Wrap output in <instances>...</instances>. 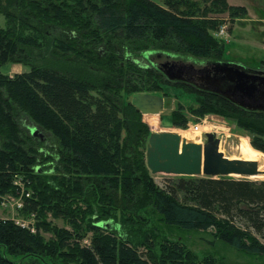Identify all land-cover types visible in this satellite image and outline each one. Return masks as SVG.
I'll return each instance as SVG.
<instances>
[{"label": "trees", "instance_id": "16d2710c", "mask_svg": "<svg viewBox=\"0 0 264 264\" xmlns=\"http://www.w3.org/2000/svg\"><path fill=\"white\" fill-rule=\"evenodd\" d=\"M0 1L4 19L0 67L19 64L28 68L11 77L0 72V195H16L18 190L11 183L14 176L20 178L32 193L23 198V211H34L37 219L33 233L0 220V264L57 260L61 264H223L212 256L197 260L178 243L160 246V260L154 263L147 242L133 246L123 230L93 223L110 218L116 194L135 210L149 206L164 225L182 231L212 230L209 235L214 241L264 262V180L171 176L161 188L155 186L144 157L143 142L150 132L139 123L135 108L123 103L122 92L135 93L141 85L153 89L152 79L162 76L154 68L121 62L118 52L106 55L101 63L87 49L95 47L104 34L109 48L112 41L117 45L127 42L136 53L154 51L177 59L188 55L218 62L223 44L208 29L223 20L205 17L226 13L232 23L246 15L243 7L229 6L225 0ZM54 25L62 37H53L46 46L45 32ZM43 47L53 57L72 55L104 65L106 79L113 85L101 78L95 86L76 74L33 65L28 54ZM122 50L130 51L124 46ZM196 92L203 97L197 100L193 114L229 117L255 134L249 144L264 154L263 112L247 111L207 92ZM19 114L49 133L55 144L46 146L38 134V139L24 134L16 119ZM171 122L179 129L186 125L176 113ZM122 132L131 137L132 147L121 140ZM242 144L241 153L250 157ZM253 149L251 161L257 164L259 153ZM47 213L65 218L72 229L50 227L42 219ZM83 225L92 231L87 245L82 243ZM39 228L52 232L54 239L45 241L37 233Z\"/></svg>", "mask_w": 264, "mask_h": 264}, {"label": "rangeland", "instance_id": "374dc122", "mask_svg": "<svg viewBox=\"0 0 264 264\" xmlns=\"http://www.w3.org/2000/svg\"><path fill=\"white\" fill-rule=\"evenodd\" d=\"M156 3L158 4V2ZM228 3L234 6H243L246 9V15L238 21L236 19V21L233 20L232 23L228 20L229 17L226 13L207 14L205 17L207 19H215L217 21L223 20L221 24L217 23L214 29H208L209 33L223 44L222 57L218 62L239 63V65H242V67L248 70L264 71V50L261 49V46L264 45V11L262 10V7H264V0H228ZM12 11L15 12L14 9H12ZM3 22L4 19L0 16V26H3ZM222 26H225V29L222 31V34H219V30L221 29L220 27ZM45 33L46 46L49 41L53 39V37H62V32L60 29L55 27V25L49 26ZM100 36L101 41L96 43L95 47L89 46L87 48L90 51L92 50L93 53L95 52V56L100 60L99 62H104V57L106 55L118 52V59H120L121 62L124 63L125 60H130L139 66L154 68L158 74L162 76V79L160 80L152 79L155 88L150 89L146 85H141L139 86V91L135 92L156 95L163 99V109L161 112L156 114L138 112L139 123L145 125L149 132H173L186 142L203 144L204 135L200 136L199 134L191 131L192 126L199 124L200 130L203 134L211 133L218 139V151L222 153L224 158L250 160L248 153H241L242 143L246 145L250 152L253 148L250 146L249 140L250 138H253L255 134L237 126L234 120L229 117H222L212 113H205L201 117L193 114V110H195L198 106L197 100H200L203 96L196 92L198 90L188 86L187 84L175 82L174 80H167L162 73V70L159 68V64L164 62H176L183 64L184 66L193 65L194 67L209 65L215 62L211 63L208 60L193 58L188 55L178 57L179 59H177V57H174L176 55L172 57L169 54H159V52L154 51L136 53L131 50L132 47H129L127 42L120 43L126 50L127 47L128 50H130L128 52H124V50H122V46L120 44L117 45L118 42L116 43L115 41H112L114 42L112 48H109L106 43L107 38L104 39L105 35L100 34ZM77 38L82 42L86 41L79 37ZM28 61H30L33 65L53 67L64 73L70 72L76 74L81 78H85L90 84L95 86H97V83L100 84L101 78L108 83V85H113L109 83V79H106L108 78V71L104 65H95L91 62H85L84 60L75 58L72 55L53 57L50 54V51L45 50L44 47L40 51H32L28 54ZM11 65L6 64L0 67V72L7 74ZM27 70V67L20 65L19 73L26 72ZM19 73H10L7 75L11 77ZM129 78L134 80L133 76H129ZM134 83L138 84L139 82L134 81ZM122 94L123 103L126 104L130 102L131 95L134 93L125 94L122 92ZM173 113H176L178 118L185 119L186 125L184 129H179L173 126V123L171 122V115ZM16 119L24 134L34 135L36 139H38V134L46 142V146L55 144L49 133L33 127L30 123H28L23 114L17 115ZM130 138L131 137L125 132L121 133V140H124L125 142L127 141L129 147H132L133 143L131 141L128 142ZM143 145L146 146V142H143ZM258 153V173L256 175L249 176L248 180H264V154L260 152ZM150 176L152 177L155 186L160 188L164 185L166 179L171 177V175L162 173L154 175L150 174ZM11 185L13 186L12 183ZM26 191L27 195L26 197L25 195H22V199H19V194L14 195L11 193H5L0 195V220H9L12 223L13 221H23L26 225L30 224L33 228V232H35L36 229L34 226L37 222L35 217L36 213L34 211L28 213L23 211L22 203V206L19 209L16 207L19 202L23 201V198H29L31 196L32 193L28 190ZM115 198L116 202L113 207H111V214H108L110 218L94 220L93 223L98 222L100 226H107L108 228L114 227L117 231L123 230L126 240H128L133 246H136L141 242H147V245H150L151 247L150 255L152 256L154 263L160 260V246L164 244L178 243L181 244L185 250L197 260H201L206 256H212L218 260L220 259L223 264H264L262 260L246 257L228 246L223 245L218 241H214V239L209 235L212 230L204 232L178 230L160 222L157 215L151 212L149 206L143 209L135 210L132 208V204L122 201L119 194H116ZM89 202L91 203V201ZM92 207L95 208L94 205ZM82 209H84L83 205ZM43 216L44 217L42 219L49 223L50 227L66 230L72 229L65 218L61 216L53 217L49 213ZM113 218L114 220H112ZM239 228L243 230L242 227L239 226ZM81 230L84 234L82 243L87 245L88 238L92 235V231L84 225ZM37 233H39L45 241H51L54 239L52 232H44L41 228L38 229ZM137 248L140 251L144 250L142 246H137ZM13 258L19 259L21 262L27 261L26 259L12 257V259ZM46 263L61 264L58 260L55 262L46 261Z\"/></svg>", "mask_w": 264, "mask_h": 264}, {"label": "water", "instance_id": "95a60500", "mask_svg": "<svg viewBox=\"0 0 264 264\" xmlns=\"http://www.w3.org/2000/svg\"><path fill=\"white\" fill-rule=\"evenodd\" d=\"M159 68L167 80L184 76L201 91L221 96L229 103L247 110L264 112V71L248 70L237 63L215 62L198 69L196 80L186 74L193 65L164 62ZM139 113L156 114L163 109V99L156 95L134 93L128 103ZM218 139L204 134V143L186 142L173 132H150L145 146V166L149 174L162 173L187 177H236L248 179L258 173L250 160L226 159L218 151Z\"/></svg>", "mask_w": 264, "mask_h": 264}, {"label": "built area", "instance_id": "2783aa9c", "mask_svg": "<svg viewBox=\"0 0 264 264\" xmlns=\"http://www.w3.org/2000/svg\"><path fill=\"white\" fill-rule=\"evenodd\" d=\"M220 28L221 29L219 30L220 31L219 34L220 33L222 34V31L225 29V26H222ZM191 129H192L191 131L193 133H197L200 136L204 135L202 133V131L200 130V125L199 124H196V125L192 126ZM12 184H13L14 187L16 186V188L18 190V193L17 194H19L18 196H20L19 199H22V197H23L22 195H25V197H26V195H27L26 192L27 191L24 188V182L20 178L14 176V178L12 180ZM21 203L23 204V201H21V202H19V204H17V206H16L17 209H19L22 206ZM13 224L16 225V226H18V227L27 229L29 232L33 233V228H32V226H30V224H27L26 225V223H24L23 221H13Z\"/></svg>", "mask_w": 264, "mask_h": 264}, {"label": "flooded vegetation", "instance_id": "af4514ba", "mask_svg": "<svg viewBox=\"0 0 264 264\" xmlns=\"http://www.w3.org/2000/svg\"><path fill=\"white\" fill-rule=\"evenodd\" d=\"M193 67H194V66H193ZM201 67H202V66L194 67V69H189L188 71H186V74H189L188 76L191 77L190 79L196 80V78L198 77L197 71H198V69L201 68ZM180 77H181V79H180V80H177V81H175V82H180V83H183V84H187L188 86H191V87L195 88L196 90L201 91L200 89L196 88L197 86H194V85L191 84V83H186V82H184V81H186V80H185L186 78H185L184 76H180ZM202 92H204V91H202ZM216 97H217V98H221V99L227 101L226 99H224L223 97H221V96H219V95H217ZM227 102H228V101H227ZM233 105H234V104H233ZM260 106H261L262 108H264V105H263V104H260ZM263 113H264V112H263Z\"/></svg>", "mask_w": 264, "mask_h": 264}, {"label": "crops", "instance_id": "0c3cea01", "mask_svg": "<svg viewBox=\"0 0 264 264\" xmlns=\"http://www.w3.org/2000/svg\"><path fill=\"white\" fill-rule=\"evenodd\" d=\"M226 1V3L229 5V6H234V5H231V4H229L228 3V0H225ZM238 7H243V6H238ZM244 8V7H243ZM245 9V8H244ZM246 10V9H245ZM262 10L264 11V7H262ZM237 21L238 20H240V18H237L236 19ZM236 20H234V21H236ZM264 21V20H263ZM262 21V22H263ZM261 49L262 50H264V45H262L261 46ZM264 62V61H263ZM237 64H239V63H237ZM242 66V65H241ZM20 72V65H16V64H13V65H11L10 67H9V70H8V72H7V74H10V73H12V74H14V73H19ZM250 160H251V150H250Z\"/></svg>", "mask_w": 264, "mask_h": 264}]
</instances>
